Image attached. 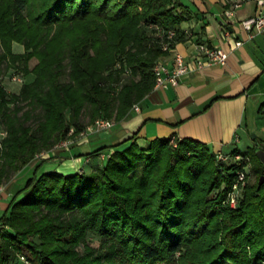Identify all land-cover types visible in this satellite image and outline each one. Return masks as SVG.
Segmentation results:
<instances>
[{
	"label": "trees",
	"instance_id": "16d2710c",
	"mask_svg": "<svg viewBox=\"0 0 264 264\" xmlns=\"http://www.w3.org/2000/svg\"><path fill=\"white\" fill-rule=\"evenodd\" d=\"M184 17L176 0H0V64L33 74L17 93L0 81V178L96 118L129 114L163 55L153 26L177 29ZM15 41L23 51H12ZM116 61L138 76L118 91ZM135 135L112 145L95 170L28 176L0 214V264H18L17 252L30 264H264V180L247 183L236 207L222 205L242 165L231 157L258 147L234 148L222 161L190 137L142 147ZM91 230L97 246L86 242Z\"/></svg>",
	"mask_w": 264,
	"mask_h": 264
},
{
	"label": "crops",
	"instance_id": "0c3cea01",
	"mask_svg": "<svg viewBox=\"0 0 264 264\" xmlns=\"http://www.w3.org/2000/svg\"><path fill=\"white\" fill-rule=\"evenodd\" d=\"M176 1L185 7V17L176 25L179 35L173 43L174 49L188 55L191 41L220 44L228 51L225 62L191 70L173 86H152L137 102L138 109L131 108L129 114L113 121L110 127L85 131L67 147L41 152L33 159L49 162L45 171L54 169L71 174L95 170L103 165L98 160L106 159L113 151L112 145L133 133L142 147L154 137L170 135L205 142L213 153L227 155L234 148L247 150L257 147V142H264V125L259 113L264 101V30L248 37L239 24L241 18L254 12V1H241L229 19L223 13V0ZM223 26L228 29L229 38L221 34ZM235 39L241 40V44L236 46ZM24 77V81L23 76L20 78L21 82L8 81L16 88L10 92L17 93L33 74L27 73ZM246 135L253 138L251 144L245 141ZM101 146L108 147L98 155L88 154ZM12 194L7 190L0 199L1 213Z\"/></svg>",
	"mask_w": 264,
	"mask_h": 264
},
{
	"label": "built area",
	"instance_id": "2783aa9c",
	"mask_svg": "<svg viewBox=\"0 0 264 264\" xmlns=\"http://www.w3.org/2000/svg\"><path fill=\"white\" fill-rule=\"evenodd\" d=\"M243 0H223L225 9L223 11L227 19L231 18L234 11ZM255 3V10L250 16H246L239 20V24L246 31L248 37H252L255 33L264 30V0H253ZM154 35L160 40V47L163 50V55L154 60L152 70L154 75V88L167 87L169 85L178 84L180 78L194 69H201L215 64H223L228 55V51L220 44H210L202 41H191V50L188 55H183L181 52L174 49L173 43L177 37L178 31L175 27L162 28L160 26H153ZM223 37L229 38V31L226 27L221 28ZM234 44H241V40L235 39ZM170 54V57H165ZM16 77L13 76L12 79ZM132 108L138 109L137 103L132 105ZM264 120V104L259 111ZM113 120L108 118H96L93 122L88 124L81 133L88 130H101L110 127ZM73 131L70 127L69 133ZM2 133V132H0ZM71 142L70 138H63L57 142L54 147H67ZM174 142V138L170 139ZM175 144V143H174ZM216 158L219 160H227L231 156L216 152ZM234 161H242V165L235 170V176L231 182L230 189L226 192L222 205L229 207H236L239 199L242 197L244 187L246 185V177L248 173V158L241 153H235L231 157ZM5 191L3 183H0V198ZM24 257V256H23ZM21 256V258L23 259Z\"/></svg>",
	"mask_w": 264,
	"mask_h": 264
},
{
	"label": "rangeland",
	"instance_id": "374dc122",
	"mask_svg": "<svg viewBox=\"0 0 264 264\" xmlns=\"http://www.w3.org/2000/svg\"><path fill=\"white\" fill-rule=\"evenodd\" d=\"M178 8L179 7L177 5L175 7V9L177 10ZM149 29H150L149 31L151 32L152 31V27L151 28L149 27ZM23 50H24V47H23V45L21 43L16 42V41L12 42V51L13 52H21ZM36 61H37L36 57H34V56L31 57L28 60V67L29 66L32 67L35 64ZM116 62L118 64H116L115 69L119 70L120 74L122 76H119V80L116 83L113 84V86L114 85L115 86H114V88H111V89L118 91V89L121 86V83L127 81V79H129V78L137 79L138 76H132V74H131V72H130V70L128 68H125V66H123V64L120 63L119 61H116ZM20 65L21 64H17L16 62H14V64L12 66H9V67L5 68V66H6V62L5 61H3L2 64H0V81L3 80L1 83H3V85L5 86V88L8 91L16 89L15 87H13V86L11 87L8 84L9 80H14L16 82H21L22 79H20V78L22 76H23V81L25 80L24 76H26V74H24V70H22ZM13 76H15L16 78L12 79ZM134 103H137V102H134ZM101 118H104V117H101ZM108 119H111V120L115 121L114 117H110ZM260 120H262V123L261 122L260 123L264 125V120H263L262 117L260 118ZM85 127L83 129H81L79 132H77V134L75 136H65L63 138H70L71 142H72L78 136H81L82 134H84V132L81 133V131L84 130ZM0 132H2V133H0V162H2V157H1V148H2L1 139L6 134V131L4 130V126L1 123H0ZM63 138H61L58 141H56L52 145V147H54V145L57 142H59L60 140H62ZM245 141L248 144H251L252 141H253V138L250 135L249 136L246 135ZM170 143H171L172 146L176 145V144H174L175 140H174V142H170ZM52 147H50V148H52ZM243 147L247 148L246 146H243ZM257 147L258 148H264V142L263 141H261L259 143L257 142ZM45 150L46 149H42L39 152H37L35 154V157L40 156L41 152H44ZM246 156L248 158V161H247L248 162V173H247V177H246V184H247V183H253V182H256L257 180H259L260 176L262 175L261 171L264 169V162L261 161L260 158L256 154H254L251 150L246 151ZM105 161H106L105 159H103L102 161L98 160V162L100 164H104ZM222 161H224V160H222ZM222 161L221 162H219L218 160L216 161V165H217V170L218 171H222L223 170L222 169V166H223ZM49 165H50L49 162L40 161V160H37V159L36 160L32 159L28 164L24 165L23 167H21L16 172L9 173L6 177H1L0 178V183L4 184V187H5L4 193H6L7 190H8V191H10L11 193L14 194L23 185V183L27 179V177L33 175L34 171H35L36 174H39V173L45 171L46 169H48ZM142 167H143V163H142V161H139L137 163V172L138 173L140 172ZM78 172H82V170H79ZM222 187H223V183L221 184V186L219 188L213 189L210 192L209 197H214L215 198L218 195V191ZM4 193H3L2 197L4 196ZM99 241H100V237L96 233L92 232V230L87 233L86 242L88 244L93 245V246H97L99 244ZM77 248L81 251L83 249V245L79 244L77 246ZM17 255H18V259H19L18 260L19 261L18 264H30L29 260L27 259L26 255L24 253L17 252ZM21 256L22 257L24 256L23 259L21 258Z\"/></svg>",
	"mask_w": 264,
	"mask_h": 264
},
{
	"label": "water",
	"instance_id": "95a60500",
	"mask_svg": "<svg viewBox=\"0 0 264 264\" xmlns=\"http://www.w3.org/2000/svg\"><path fill=\"white\" fill-rule=\"evenodd\" d=\"M251 136H254V133H251ZM255 154L260 158L261 161L264 162V148H257ZM264 180V175H261L259 180L257 181L259 184Z\"/></svg>",
	"mask_w": 264,
	"mask_h": 264
}]
</instances>
